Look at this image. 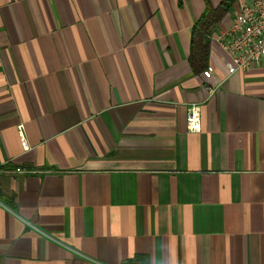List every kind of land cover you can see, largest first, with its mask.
Here are the masks:
<instances>
[{"label":"crops","instance_id":"1","mask_svg":"<svg viewBox=\"0 0 264 264\" xmlns=\"http://www.w3.org/2000/svg\"><path fill=\"white\" fill-rule=\"evenodd\" d=\"M254 1L209 81L206 0H0V264H264V64L216 40Z\"/></svg>","mask_w":264,"mask_h":264},{"label":"built area","instance_id":"2","mask_svg":"<svg viewBox=\"0 0 264 264\" xmlns=\"http://www.w3.org/2000/svg\"><path fill=\"white\" fill-rule=\"evenodd\" d=\"M216 40L229 58V62L225 65L228 75L262 66L264 64V0H255L251 5L241 6L233 17L231 27L219 32ZM212 75L213 68L210 66L202 72V76L209 81L213 80ZM215 89V83L206 85L209 94ZM185 121L188 133L201 131L200 104L187 106ZM18 135L23 150H28L21 127L18 128ZM16 172L23 173L21 169H17Z\"/></svg>","mask_w":264,"mask_h":264},{"label":"trees","instance_id":"3","mask_svg":"<svg viewBox=\"0 0 264 264\" xmlns=\"http://www.w3.org/2000/svg\"><path fill=\"white\" fill-rule=\"evenodd\" d=\"M235 0H222L216 8L209 6L192 29L189 63L192 69L204 71L209 57L210 36Z\"/></svg>","mask_w":264,"mask_h":264}]
</instances>
